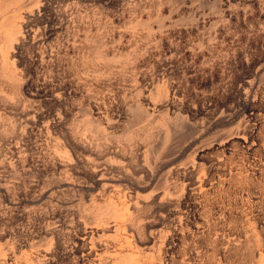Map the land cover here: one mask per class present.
<instances>
[{
	"label": "rangeland",
	"instance_id": "obj_1",
	"mask_svg": "<svg viewBox=\"0 0 264 264\" xmlns=\"http://www.w3.org/2000/svg\"><path fill=\"white\" fill-rule=\"evenodd\" d=\"M114 246L264 264V0H0V264Z\"/></svg>",
	"mask_w": 264,
	"mask_h": 264
},
{
	"label": "bare ground",
	"instance_id": "obj_2",
	"mask_svg": "<svg viewBox=\"0 0 264 264\" xmlns=\"http://www.w3.org/2000/svg\"><path fill=\"white\" fill-rule=\"evenodd\" d=\"M21 2H22V1H21ZM121 222H122V221H121ZM119 225H120V224H119ZM90 233H91V232H90ZM79 236H80V235H79ZM87 236H88V235H87ZM87 236H86V235H83V236L80 238V240H81L82 242H85V241L87 240L86 243L88 242V243L91 245V247L94 246V245H95L94 240H93L92 238H91V239H88ZM115 239H118V238H115ZM97 240H98V239H97ZM102 240H103V239H102ZM111 241H112V240H111ZM112 242H113V241H112ZM116 242H117V241H116ZM118 242H120V241L118 240ZM121 242H122V241H121ZM96 243H97V242H96ZM114 243H115V242H114ZM114 243H113V245H114ZM98 244H99V243H98ZM106 244L109 245L107 242H106ZM115 244H116V243H115ZM42 245H43V244H42ZM84 245H86V244L84 243ZM110 245H111V244H110ZM120 245H122V244H120ZM115 246H116V245H115ZM115 246H114V247H115ZM91 247L88 246V249H90ZM96 247H97V246H96ZM116 247H117V246H116ZM116 247H115V248H116ZM118 247L121 248L120 246H118ZM122 247H123V245H122ZM83 248H84V247H83ZM85 248H86V247H85ZM127 248H128V247H127ZM80 249H81V248H80ZM88 249H87V250H88ZM92 249H94V248H92ZM92 249H91V251H92ZM107 249H109V248H107ZM107 249H106V250H107ZM87 250H86V251H87ZM124 250H125V249H124ZM108 251H109V250H108ZM110 251H111V250H110ZM99 252H100V251H99ZM106 252H107V251H105L104 253H106ZM113 252H114V254L112 253L113 256L110 254V255L112 256V260L114 259V261L117 262V263H119V264H130V263H129V259H130V258H129L127 255H122L121 253H123V252H122L120 249L116 248V249H114ZM34 253H35V252H34ZM87 253H89V251H88ZM96 254H97V253H96ZM101 254H102V253H101ZM101 254H99V256H98L99 259H101V256H100ZM107 254H109V253H107ZM104 255H105V254H104ZM79 256H80V255H79ZM89 256H90V255H89ZM102 256H103V255H102ZM93 257H94V256H93ZM33 258H34V257H33ZM33 258H32V259H33ZM106 258H107V257H106ZM106 258H105V259H106ZM108 258H110V257H108ZM133 258H134V257H133ZM99 259H98V260H99ZM102 259H104V258H102ZM1 260H2V259H1ZM85 260H86V259H85ZM92 260H94V259H92ZM98 260H97V261H98ZM108 260H109V259H108ZM112 260H111V261H112ZM31 261H33V260H31ZM97 261H96V262H97ZM109 261H110V260H109ZM98 262H99V261H98ZM98 262H97V263H98ZM105 262H106V261H105ZM115 262H114V263H115ZM21 263H22V262H21ZM90 263H91V261H90ZM117 263H116V264H117ZM3 264H4V263H3ZM35 264H36V263H35ZM98 264H99V263H98ZM105 264H106V263H105ZM131 264H132V263H131Z\"/></svg>",
	"mask_w": 264,
	"mask_h": 264
}]
</instances>
